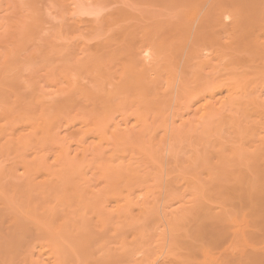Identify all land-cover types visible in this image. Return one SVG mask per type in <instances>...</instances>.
<instances>
[{
  "label": "bare ground",
  "instance_id": "6f19581e",
  "mask_svg": "<svg viewBox=\"0 0 264 264\" xmlns=\"http://www.w3.org/2000/svg\"><path fill=\"white\" fill-rule=\"evenodd\" d=\"M138 1L140 2L141 0H138ZM152 1L156 5L155 11L157 12L148 14L149 12L146 13L144 11L146 13L145 14L143 13V10H141L143 14L139 16L134 15V17H131L134 20L130 18V16H132L133 14H131L130 16H127V13L129 14V12L125 8L123 9L121 6H111V8L108 11H105L101 17H95V18H89V17L79 18L78 17L77 18L73 13L75 7H72L73 5H78V2L76 0H72V2H69V0H61V2L59 1L60 2L59 5L64 4V13L67 14V16L65 17L66 22H63V24H61L60 30L62 28L65 31H67V33H69L70 29L73 26H76L81 22H85L92 29H91L90 34H88L85 38H82L81 40H70L69 36L67 37L64 36L65 38L61 39L62 35L59 37L60 32L58 33V37L61 40L60 41L57 40L59 44L58 43L55 44V45H58L57 48L55 46V48L57 49V51L55 49V53L57 55L56 56L57 60L61 61V63H58V64H61L62 66L61 68H63L62 70H63L64 76L61 82H59L55 90V94L54 96H52L51 102L50 100L48 101V104L51 103L50 107L48 104L46 105V103H45L46 106L42 104L44 106V110H45V107L48 106L46 109L52 107L54 108L55 112H59L64 115L69 114V113L71 114V110H73V118H72L73 120H69L71 124L70 123L68 124L69 125V127H67L68 131L70 129V125L71 127L73 126V129H75V131H77L76 129L77 127H79L78 129H80L79 125H82L83 127L88 125L89 127L87 126V128H83L81 126V128L85 129V133L82 134L83 136L84 134L88 136L90 132L93 130L91 132L92 136L98 135L99 133L110 135V138L115 144L123 143L125 140L127 141V144H129L131 139H142L141 140L142 142L143 139L147 140L146 138H150V135L152 134V132L153 133L155 132L151 137V139L154 138V140H152V143L158 139H161V141L164 140L163 143L167 142V145L169 146L168 150L170 149L172 150V147L174 148V146L181 141L188 140L190 143L191 142L196 143V148H197L196 150H198V152L196 151L197 153L195 152L194 155H192L193 157L190 158V161H191L190 165L192 167L195 166V169L193 168L194 171L196 170L198 172L199 166H202L204 162L205 163L207 162L206 164H208V166L206 165V167L208 168L210 166V170H211L210 171L208 168V174L211 173L212 171L216 172V173L214 172L215 173L214 176L217 174V171H223V172L231 171L232 172V173H229L230 176L232 174V177L227 176L228 179L231 178L232 185L230 183L228 185V181H226L227 183H225L224 178L222 180L221 176L224 173H221L219 175L221 177L220 180H219V176L216 175L218 179L217 181H213L215 183L214 185L215 188L214 186L213 187L210 186L208 188V186L210 185V179L208 180V182L206 181L207 183H209L208 185L203 184V186H205L208 189V191L210 189L211 191L210 196H212L211 197L212 199L214 196H217L218 198L220 196H224V195L226 196V193L230 194L229 192L233 191V189L229 191L230 190L229 188H248V189L264 188V0H152ZM88 2H89L88 3L89 5H99L101 3H106V4L108 3L109 5L111 4L110 0H89ZM85 6L86 5L82 3L78 8L79 11L85 12L86 11ZM138 11L139 13L141 12L140 10ZM18 13H19V10H18ZM121 13L123 15L121 17L122 23L119 24L118 31L116 33L113 34V30H110V33H106L107 29H106V32L102 34L98 31V29L100 28V26L103 25V23L105 24L111 17H113L116 14H121ZM133 13L135 12L133 11ZM16 15H14V18H12L14 20H11V21H14L13 23L18 24L19 21L17 20V23H16L15 19L21 20V16L20 18H15L17 17ZM13 23H9V24H13ZM19 33L21 34V30ZM66 34L63 33V35H66ZM11 36H15V35H11ZM9 38L10 37H8V39ZM11 39H14V38H11ZM69 70L71 72V76L69 73L68 74L66 73ZM109 70L110 72L112 70L111 73H113V71L118 72L119 78L115 79L116 80L115 82L114 80H112L114 83L112 82L111 87L107 89V87H103L106 85H102L101 80L103 81L105 80L101 78H103L104 76L103 74ZM73 71L74 73L72 74ZM81 72H83V74L85 73L88 74V78H86L85 76L83 77L84 79H86V81L84 82L81 80L82 74H81V77H77L75 75V74L79 75ZM1 74L2 73H0V75ZM256 77H258V81L256 80L257 79ZM259 77L262 78V79L260 78L261 81H259L260 80ZM254 78L258 82L257 85L252 83L255 86L250 84L253 81L252 79ZM0 79L2 81V78ZM249 79H251L252 81L251 80L249 82L242 81V80H249ZM107 82H110V81H105L104 83H107ZM160 82L162 83L161 85H159L160 86L159 87L158 84ZM131 90H133L134 92ZM126 91L128 93L129 91L133 92V93H130V95L135 94L134 97L137 100H139L141 104H145L146 106L145 109H147L150 113L154 112L153 116L154 114H156V112L159 111L160 109L159 104H162V105L164 104L163 101H167V100L169 101V99H172L174 96L177 99H179L178 98L179 96L182 99V102L176 103L174 109H173L174 105L173 106L171 104L164 105V107L169 106V109H170V106H172L173 110H168L167 107H165L167 109L163 107L165 109L164 114L165 113L166 114L164 115L161 113V115L167 116L168 112L171 111L169 112V113H172L171 117L175 116V118L173 122L171 123L168 121V119L165 120V121H168L170 125H168V122L167 123L165 122L168 125V126L167 125L165 126L163 122V125L165 127L160 126L162 131L158 126H156L157 128H154V126L156 125V121L158 120V116H155L156 117L155 119L157 120L154 119V121H151L152 115L149 112L148 114H146L145 112L147 111L144 110L143 112L144 114H142L141 117L136 118L133 124L129 125L128 124L129 122H127V125L125 127H121L117 123L112 127L113 129H110L109 127L107 128L108 130L103 129L105 131L104 133V131L101 130L103 128L101 127L102 126L101 123H103L102 121H104L102 118L106 117L105 114L110 112L111 106H112V109H118L117 108L118 106L116 107V104H112V103H116L117 101V104L119 105L118 101H120L123 104L128 103L126 105H130L129 101L124 99L125 97L128 96L126 94ZM229 91L232 94H229L230 93ZM224 92H226L225 94L226 96L223 94ZM222 94H223V97L225 96L224 99L222 98V100H218ZM148 99H150L152 103H149L150 100ZM170 101L167 103L169 104ZM126 105L121 106L120 104V106L124 108ZM162 105H161V110H160L161 112L163 111ZM139 106L142 107L143 105H138V107ZM127 108L129 107L127 106ZM74 110L76 113L74 112ZM199 110L202 112H201V115L199 114L200 118L198 116L197 118L199 119H196V121L191 122V120H188L185 118V115H187L188 117L191 112H197ZM113 111L118 112L120 110L118 111L111 110L110 115L114 114L112 113ZM173 112L175 113V115ZM74 113L76 115L75 117H74ZM107 116H109V113L107 114ZM149 116L151 117L150 119H149ZM176 116L178 117L179 121H177ZM59 119H61V117ZM151 124L152 125L154 124L153 127L151 126ZM256 127L258 128L254 132L253 130L256 129ZM49 128H46V129H48L49 131ZM228 128H230L231 131ZM98 129H100L101 131H97ZM151 129H152V132H151ZM155 129L156 130L158 129L159 131H161V132L157 131V133L159 132L161 134H156ZM226 129H227V132L233 133L234 138L229 137V135H225V137H222L223 131L225 133ZM56 132L57 134L59 133L58 131ZM244 133H246L247 136L249 137H253V136L256 137L255 140L253 139V143L254 141L255 143L254 144L251 143L252 146H250L251 144H249L251 140H248L247 136H246L247 139L246 137H243V135H245ZM155 134L159 136H156ZM248 134H251V135H248ZM83 136L81 137L79 136V139L82 138ZM221 137L223 139L229 137V139L231 140L232 138V140L231 142H229V139H228V145H227L226 143L227 141L225 140L226 141L225 142L223 139H221ZM151 139L149 141H143V143L145 142L144 145H146V143L148 144V142L150 144ZM217 141H218V145H217ZM225 143H226L225 147H228V150H229L230 143L232 144L230 147L231 148L230 155H231V152L234 151L235 148L237 151L232 153L233 154L232 156H230L229 154L225 155L227 152L225 154L221 152L222 153L221 156L223 157L225 155L226 158L220 157V153H219L220 151H218V154H219V155L217 154L219 156L218 158V156H216V153L214 152L218 150L217 146H220L219 149L222 146L221 149H223V145H225ZM245 144H247L249 148L248 147L245 148ZM79 145L82 146L80 143ZM197 145H199L200 148ZM84 147L86 146H83L82 150H79V151L75 149L76 153L73 156V158L75 159L73 158L72 159L75 160L76 163H78L77 161H79V159L77 158H81V157H82L81 160L82 159L85 160L86 158H87L86 160H88L89 158L90 159L92 158V160L100 159L101 154L104 157L103 148L97 147L95 149L91 148V150H89L88 147L86 148ZM216 147L217 149H215ZM240 147H242V149L244 150L246 149V151L243 152V150H241ZM148 148H145L144 151L147 152ZM224 149L227 150V148H224ZM163 150H165L164 147H163ZM89 155L91 156L93 155V156L89 157ZM212 156L217 159L212 161L213 159ZM35 157H38V156H35ZM230 157H232L233 159L232 158L230 159ZM61 158L64 159V157L62 156ZM227 158L229 160H227ZM64 160L66 161V159ZM73 160H70V162H73ZM168 160L172 161V157L170 159L168 157ZM63 161L58 163L59 167L62 165L61 170L66 169L65 165L67 163L64 164L62 163ZM23 162H26V160ZM87 162L89 163L90 161H87ZM79 163H82V162H79ZM83 164L82 165L80 164L81 168L82 166H84ZM102 164L100 166H102ZM29 167H31V165ZM33 167L34 166L32 165L31 168L33 169ZM109 167L108 169H110ZM26 168L28 169V167ZM166 168H169V164H168V167L166 165ZM74 169L70 168V171L71 170L74 171ZM127 169L128 168H126V170ZM64 171L67 173L66 170ZM70 171L67 174L70 175V173H72ZM101 172H102V175L101 174L100 175L101 176L106 175L107 178L105 177V179L107 180H109V178L113 179L115 177V179L113 180L117 181L116 179L119 178L118 176L111 175L113 173L107 174V171L106 173L104 171H101ZM129 172H130V169H129ZM227 172L225 174L229 175L227 174ZM234 172L237 174H235ZM23 173L25 176V171H23L22 174ZM80 173L81 172H79V174ZM198 173H200V171ZM27 174L28 173H26V176ZM58 174H63V173L59 172ZM108 175L114 176V177H109ZM119 175H123V174H119ZM212 175L213 174L211 173L208 176L211 177ZM205 176H206L205 178L208 179L207 175ZM66 177H70V176H66ZM122 177L125 179L124 176ZM223 177H226V176L223 175ZM120 179L118 181H120ZM138 180H140V178ZM221 180L224 183L221 182ZM50 181L51 180H49L48 182L49 184L51 183ZM67 181H68L67 183H70L69 180ZM110 181L112 182V180H109V183H111ZM61 182L59 183L60 187L62 184ZM167 182L168 180L167 181L164 180V185H166ZM113 183L115 182L113 181L111 184L113 185ZM46 184L47 182L45 183V185ZM213 184L211 183V185ZM51 185L50 187L55 186L52 183ZM78 185L80 184L78 183ZM35 186H37L38 188V184H36ZM0 187H2V185ZM111 187H114V186H111ZM163 187H165V189L162 191L161 189ZM163 187L161 189L157 188L158 193L156 194L150 193L152 192L153 189H155L156 191V188H153L152 190L151 188H147L146 196H147L148 189H149L150 194L149 193L148 194L152 195V199L154 200L150 199V196L148 195L149 197L148 196L146 197L147 198L145 199L146 201L141 202V204L143 203V206L141 207L142 208L144 207V208L143 210H139V212L143 211L144 213L138 214L139 216L143 215L145 217L146 213L148 215L150 212H153V210L157 208L159 204L161 203V202H157L159 199H161L160 197L161 195L164 194L165 195L164 198L168 197L169 192L172 191V188L170 189L167 188L168 185L163 186ZM46 188H47V185H46ZM103 188H104V185H103ZM197 188L192 189V191L189 190L190 188H187V190L190 191L189 193H191L189 194L190 196L188 195L189 196L188 200L186 199L185 196H184L185 199L180 198L181 200L180 199L178 200L177 199L179 198V195H178V197L176 196L175 198L177 201V202L175 201V204L173 203V199H172L173 193L172 192H171L172 193L171 196L168 197V198L172 197L171 198L172 200L168 198L165 200L164 198H162L164 199L163 201L168 200L166 202V205L164 203L162 206L164 205L167 206V203H169L168 206L169 208H171V210L167 208V210L170 211L168 213L165 206L163 208L167 212L164 210H161V211H164L166 214L168 213L170 217H168L169 215L166 217H164L163 215V218H165V221H164L165 223L162 224V227H161V224H157V222L156 224H154L155 228L158 226L156 229L158 228L160 229L159 232H158L159 229L155 231H151V230L149 231L145 229L143 232L135 231L136 233L135 232H134L135 234L133 233L134 235L130 237L131 239L129 238V236L131 235L128 234L129 236H127V238H129V241L127 240L125 241V238L123 239L125 242L121 238H120L121 239L120 242L119 241L115 242L112 240V244L114 242L120 243V247H117L119 244H116L115 252H111L110 250H108V251L101 252L100 254H98L99 253L98 251H100L101 248L97 249L98 248L97 247L95 249H92V250H97L96 253H87L86 256H90V254H92L93 257H89V260L88 259L83 260L84 263L88 261L87 263H90V264H116L117 263V261H115L116 258H120V262H123L122 264L124 263L126 264H185V262H188L189 264H264V245H260L261 240H264V239L258 240L263 237L262 234L264 233V231L260 232L259 230L263 228L258 230V227H257L258 222H261L264 216L263 215L261 216V213L259 212L258 215L263 218L257 215L259 217L258 221L255 220L256 221L255 224L257 225L256 226H254L255 224L253 225L255 228H257L258 232L254 230L255 228L252 226V229L254 230L252 234L254 236L253 238L251 236V238L254 240L253 241L254 244L251 243L252 242L251 239L249 240L247 239V241L244 242L245 240L243 241V239L241 238L243 243L246 245H244L243 243L242 245L241 241L240 243L235 242L236 243L235 245H231L232 244L230 243L232 241L230 240L232 239L230 238L232 237L230 236L232 235V233H230L231 229L229 230L227 228L229 225L226 226L225 224L226 222H224V220L221 219L225 217V216L222 217L223 215L222 212L226 210V208L224 210V207L226 206L228 207L227 204L231 202V200L229 201L227 199L228 200L227 201L225 200L226 197H224V199L221 198L223 201L220 198H218L221 202H219V200L216 198L215 200H218V202L214 201V199L213 200L211 199L213 201L212 202L211 200H209V192L207 193L205 197V194H206L205 192L207 191L206 188H203L202 191L199 190L201 189L200 187L199 189ZM115 189L116 190L112 189V191H114L113 193H110L109 191V193L112 194V196L114 194L118 196L119 194V193L117 194L118 188H115ZM253 189L252 191H254ZM2 190L4 189H1V191ZM159 191H161L160 194H159ZM185 191H186V188H185ZM250 191L248 190V193H246L247 195L246 194L243 195L241 192V196H243L241 198L242 199L244 198L245 200V196L249 197L248 194L250 193ZM14 192H15V189H14ZM100 192H103V191H100ZM104 192L105 194H107L106 197L108 198V200L106 198L104 199L105 200L104 203L105 202L109 203L108 201L111 202L112 199L114 200V198L115 199L119 198V197L116 198L115 197L116 195L113 197L110 196L109 193H106L108 191H104ZM192 192H193V196H192ZM245 192H247V190ZM187 193L188 192L186 191L185 194ZM252 194L253 192H251L250 196ZM231 195H233L232 192H231ZM153 196H158V197H153ZM262 196L264 197L263 194ZM262 196H256V197H258V199L259 198L261 199L263 198ZM207 197L208 199L206 200L205 198ZM230 197L233 199L234 196L233 197L230 196ZM202 198H204L207 203L208 202L210 203L209 204L210 206L208 208H205L206 204H202L201 200L204 201V199ZM101 199L103 200V197ZM170 200L171 202H169ZM262 201L264 204V199H261V202ZM10 203L11 202H9V204ZM122 203L114 208L116 210H113V211L111 210V212H109V210L106 209L105 211L110 213V215H106V216H112L111 213H116V215L114 216H117L118 218L121 217V215H123L124 213L123 212L124 209L122 208H125V209L126 207L128 208V206H126L125 203H123L124 205H122ZM173 204L175 205V207L173 206ZM218 204L219 206H217ZM201 205L204 206V208L200 207ZM211 205H214V206H211ZM254 205H257V204H254ZM172 207H174V209ZM199 207L200 209L198 210ZM2 208L0 207V209ZM5 209H8V206L7 208L4 207V209H2L3 210L2 212H5L4 211ZM172 209L175 212H173ZM261 209L264 210L263 208ZM128 210L126 209V211ZM179 210L181 212L182 210L194 211V214L193 212L189 211L190 214L192 213L193 217L191 219L186 218V221L182 222L179 225L177 221L180 219L179 218L180 214L179 216L177 215V213H179L178 212ZM19 211L21 212V210ZM159 211L160 210H158L157 213ZM172 213H175V215L173 214L172 216ZM183 216L185 215L182 214L181 217L183 218ZM188 216H191V215H188ZM226 216H227V213H226ZM99 217L101 219L100 215ZM249 218H251L252 220V217L249 216ZM12 219L10 218L11 221L9 220V222L15 223V220L13 221ZM14 219H16V217H14ZM105 219H108V217H105ZM109 219H112V218H109ZM1 220L2 219H0V221ZM156 220L157 221L161 220V218L158 217V219L156 218ZM113 221L109 220V222H113ZM1 222L0 224H3ZM109 222H107V224ZM262 223H264V220ZM136 225H139V224H136ZM111 230L112 232H114L115 229H111ZM96 231L99 232L98 229ZM96 231H93V232H96ZM235 232H237V230ZM245 235H246L245 233H242L240 236H245ZM245 237L247 238V236ZM248 241H250V243ZM6 242L8 243V241H5L4 243ZM100 242L98 244H100ZM1 244H0V247H2ZM108 244L110 246L112 245L110 243ZM101 246L103 245L100 244V247ZM8 248H10V246ZM201 248H204L203 250L200 251L204 253V254H201L202 256H204L203 257L204 261L201 260V258H198L199 259L198 260L196 258L197 256H195L197 255L196 254L197 251H199V249ZM92 250L91 251L89 250V251L93 252ZM83 251L84 252L82 253L86 252L85 250ZM54 254L55 253L51 255L54 256ZM57 254L58 253H56V255ZM80 254L81 253L79 252V256ZM58 255L60 256V253ZM63 255L64 254H61V256L59 257L60 259L59 262L64 264L66 260L64 262H62L61 260L63 259L62 258ZM55 256H54V259H55ZM196 259L198 260L197 262H196ZM36 260L38 261V259ZM55 260H58V259H55ZM40 262L42 263V261ZM198 262H202V263H198Z\"/></svg>",
  "mask_w": 264,
  "mask_h": 264
},
{
  "label": "rangeland",
  "instance_id": "374dc122",
  "mask_svg": "<svg viewBox=\"0 0 264 264\" xmlns=\"http://www.w3.org/2000/svg\"><path fill=\"white\" fill-rule=\"evenodd\" d=\"M59 1L61 2V0H0V66L3 64L0 67V73L3 74V75L2 74L0 75V78H2V81L0 79V137H1L0 138V186L2 185V187H0V196H1L0 197V207L1 208L3 207L2 209H4V207L7 208V206H8V209L4 210L5 212H2L3 210L0 209V214H1L0 219H2L1 220L2 222L1 221L0 222L3 223V224H0V242L1 243L3 242L2 244L1 243L0 244L2 245V247L6 245L5 246L6 248L3 247V249H2V247H0V264H39V263L40 264H54V263L57 264L60 261L59 257L61 256V254H64L62 256L63 259H61L62 262H64L66 260V262H64V264H66V263L67 264H85L88 261H86L84 263L83 260H86V259L89 260V257H93L92 254H90V256H86L87 253H96V251H97V250H92V249H95L97 247H98L97 249L101 248L100 251H98L99 252L98 254H100L101 252L108 251V250H110L111 252H115V248H116L115 246H116V244H119L117 247H120L119 242L121 239L123 240L125 238V241L126 240L129 241V238L132 237L136 232H139V231L143 232L145 229H147L149 231L150 230L151 231L158 230L159 228L156 229L158 227L157 225H156L157 226L156 228L154 227L155 226L154 224H156V222H157V224H161V227H162V224L165 223L164 222L165 218H163V215H164V217H166L169 215L168 213L170 212L167 210V208H169V206H168L169 203H167L168 207L165 206L166 202L168 200L167 201H163V200L164 199L166 200L169 196H171L172 193H173L172 194L173 198L170 197L168 199L172 198L174 204L176 201L175 198H176V196L178 197V195H179V198H177L178 200L180 198L185 199V197L188 200V197L190 196L189 194H191L189 192L192 191V189L197 188V187H198L197 189H199V187H200L201 189H199V190L202 191L203 188H206L205 186H203V184L208 185L209 183H207V182L209 179H210V185L208 186V188L210 186L213 187L215 185V183L213 181H217V179H218L217 176H219L221 173H224L221 176L222 180L224 178L225 183H227L226 181H228V185H229V183L232 185L231 178L228 179V177H227V176L232 177V174H231V176L229 174V173H232L231 171L230 172L217 171V174H216L217 176L216 175L214 176V174L216 172L212 171L211 173L213 175L211 177H213V176L214 177L211 178L210 176H208L211 173L208 174V168L210 170V166L208 168L206 167V165L208 166V164H206L207 162L206 163L204 162V164L202 166H199L198 172L200 171L201 174L198 173L196 170L194 171L195 166L192 167L190 165V162H191L190 158L193 157L192 155H194V153L196 151L198 152V150H196L197 149L196 143H194V142L193 143L191 142L192 144H194V145H192L188 140L181 141V142L178 141L179 143H177L174 146V148L172 147V150L174 149L173 151L171 149L168 150L169 146L167 145V142L163 143L164 140L161 141V139H158L159 137L156 138L158 140H156L152 143V140H154V138L151 139V137L155 132L153 133L152 129H151L152 134L150 135V138H146L147 140L143 139V141H149L151 139L150 144L148 142V144L146 143V145H144L145 142L144 143H143V141L141 142L142 139H131L129 144H127L126 140L123 142L125 144H123V143L115 144L112 141V139L110 138V135H105L103 133H101V134L99 133L98 135L92 136L91 132L93 130L90 132V134L88 136L86 134H84V136H83L82 134L85 133V129H83V128H87L88 125L84 126V127L82 125H79L81 130L78 129L79 127H77L76 128L77 131H75V129H73V126L71 127V125H70V129L68 131L67 127H69V125H68L70 123L69 120H73L72 119L73 118V110H71V114L69 113V114H65V115L62 113H59V112H55L54 108H52V107L46 109L48 106L45 107V110H44L43 105H45V103L47 105L49 100L51 102L52 96H54L55 90H56L59 82H61V80L64 76L63 70H62L63 68H61L62 67L61 64H58V63H61V61L57 60V57H56L57 55L55 53V49L58 46L55 44H57V43L59 44V42H57V40L60 41L61 39H64L67 36H69L70 40H81L82 38H85L88 34H90L91 29H92L85 22H81L78 25L73 26L70 29L69 33H67V31H65L62 28L60 30L61 24H63V22H66L65 17L67 16V14L64 13V4L59 5L60 4ZM76 1L78 2V5H73L72 7H75L73 13L77 18L78 17L79 18H81V17H89V18L101 17L105 11H108L111 8V6H121L123 9L125 8L129 12V14L127 13V16H130L131 14H133L132 16H130V18L134 17V15L139 16L145 12L146 13L149 12L148 14L153 13V12L154 13L157 12V11H155L156 5L153 3L152 0H147V1L141 0L140 2L138 0H110V3H111L110 5L108 3L107 4L101 3L99 5H89L88 4L89 0H76ZM69 2H72V0H69ZM141 2H143V3H141ZM82 3H84L86 5L85 6L86 8L84 7L86 9L85 12H81L78 9ZM18 10H19V13H18ZM138 10H140V11L143 10V13H142V11L139 13ZM133 11L135 13H133ZM16 14H18V15H16ZM14 15L17 16L15 18H20V16H21V20L15 19L16 23H17V20L19 21L18 24H15V23H13L14 21H11V20H14V19H12V18H14ZM122 16H123L122 13L114 15L105 24L103 23V25L100 26L98 31L102 34V33H105L106 29H107L106 33H110V30H113V34L116 33L118 31L119 24L122 23V21H121ZM128 19H129V17H128ZM132 20H134V19H132ZM9 23H13V24H9ZM11 25H13V26H11ZM20 30H21V34L19 33ZM62 32L64 34H66V33L67 34L63 35ZM58 33H59V37L62 35L61 39L58 37ZM11 35H15V36H11ZM20 35H21V37H20ZM8 37H10V38L8 39ZM11 38H14V39H11ZM55 46H56V48H55ZM56 51H57V49H56ZM111 72H112V70H111ZM111 72H110V70L105 72L103 74L104 75L103 78H101V79H104L105 81H110V82L104 83L105 81L101 80L102 85H106L103 87H107V89L109 87H111V84L113 82L112 80H114V82H115L116 81L115 79L119 78L118 72H115V71H113V73H111ZM66 73L67 74L69 73L71 76L70 70ZM73 73H74V71L72 72V74ZM81 74H82V77H81ZM75 75L77 77H81L82 78L81 80L83 82L86 81V79L83 78L84 76L86 78H88V74L87 73L83 74V72H81L79 74L80 76L78 74H75ZM256 78H257L256 80L258 81V77H256ZM260 78L261 77H259V79ZM261 79L259 81H261ZM250 80L251 79L242 80V81L249 82ZM252 80H251L252 82L250 84H252V83H254L255 85L258 84V82L255 80V78ZM161 83L162 82H160L158 84V86L161 85ZM254 84H252V85L255 86ZM131 91H133V90H131ZM131 91H129V93L126 91L128 98L127 97L124 98V99L129 101L130 105H126L128 103L123 104L120 101H118L119 105L117 104V101H116V103H112V104H116V107L118 106L117 107L118 109H112V106H111L110 107L111 110H117V111L120 110V111H118V112L113 111L112 113H114V114H112L113 115L112 116V115H110L111 114V110H110V112H108L109 116H107L108 113L105 114L106 117H104L105 115L102 116V117H104V118H102L104 121H102L103 123H101L102 124L101 127H103L101 130L107 129L108 127L110 129H113L112 127L117 123L121 127H125L127 125V122H129L128 124L131 125L134 123L136 118H139V117H141L142 114H144L143 113L144 110H146L147 112H145V113L148 114L149 111L147 109H145V107H146L145 104H141L139 102V100H137L134 97L135 94L130 95V93L134 92V91L133 92H131ZM158 91H160V90H158ZM223 94L225 95L226 92H224ZM223 94L220 96V98L218 100H222V98L224 99V97L226 95L223 97ZM229 94H232V93L230 92ZM120 96H122V95H120ZM130 96L131 97L133 96V97L131 98ZM122 97H124V96H122ZM174 97L172 99H169V101L171 100L173 103L175 102L174 104L171 101L168 104L167 103V102H169L168 100L163 101L164 102L163 105L159 104V106H160L159 111L161 110V105H162V109H163L162 112L158 111L159 113L156 112V114H154V116H153L154 112H151V113L149 112L152 115L151 121H154V119L156 118L155 116H158V120L155 119L157 121H156V125L154 126V128H157L156 126H158L159 128H160V126L161 127L164 126L163 122H164L165 126L167 125L166 123L168 121L170 123L173 122L175 116L171 117L172 113H169L171 111L168 112V110H173L175 108L176 103L182 102V99L179 96H178L179 99H177L176 97L174 98ZM133 98H135L136 100ZM148 100H150V99H148ZM134 101H135V103H134ZM122 102H124V101H122ZM149 103H152L151 100ZM120 104H121V106L126 105L125 108L121 107ZM170 104L172 106L174 105L173 109H172V106H170V109H169V106H165L168 108V110H167L168 115L164 116L166 114V113L164 114V110L167 109L164 107V105H170ZM48 105L50 107L51 103ZM138 105H143V106L138 107ZM127 106L129 108H127ZM122 111H124V112H122ZM74 112H75V110H74ZM201 112L202 111H200V110L197 112H191L188 116L190 118H188L187 115H185V118L188 120H191V122L196 121V119L200 118ZM58 113H59V115H58ZM75 113H74V117L76 116ZM161 113L164 115L162 116ZM174 115H175V113H174ZM150 116H149V119L151 118ZM160 116H161V118H160ZM168 116H170V117H168ZM198 116H199V118H197ZM60 117H61V119H59ZM68 118H70V119H68ZM58 119L61 121H59ZM167 119H168V121H165ZM176 119H177V121H179L178 117ZM169 122H168V125H170ZM48 123H50V124H48ZM72 123H73V121H72ZM153 123H155V122H153ZM44 125H45V127H44ZM153 125L151 124L152 127H153ZM81 126L83 128H81ZM46 128H49V131ZM57 128H58V130H57ZM257 128L258 127H256V129H254L253 131L255 132L257 130ZM71 129L73 132L71 131ZM158 129L157 130L155 129L156 134H161L159 132H161L162 129L160 128L161 131H159L160 129L159 130ZM228 129L231 131L230 128H228ZM87 130H89V129H87ZM101 130L98 129L97 131H101ZM56 131L59 132L58 133L59 135L57 134ZM95 131H96V129H95ZM157 131H159V132L157 133ZM163 131H164V129H163ZM224 131H225V129H224ZM224 131H223L222 137H225V135H229V137L234 138L232 132L229 133V132H227V129H226V132L229 134H227L226 132H225L226 133L225 134ZM104 133H105V131H104ZM244 134L245 135H243V137H246L247 134L246 133H244ZM248 135H251V134H248ZM79 136L80 137L83 136V137L79 139ZM85 136H87V137H85ZM156 136H159V135H156ZM222 137H221V139H223ZM229 137L223 139L224 141L225 140L227 141V142L225 141L227 143V145H228ZM247 137H248V140H251L249 144L253 143V139L254 140L256 139L255 136H253V137L247 136ZM247 137H246V139H247ZM84 138H85V140H84ZM232 138H231V140H232ZM77 140L79 141V143L82 146L79 145ZM231 140L229 139V142H231ZM81 142H83V143H81ZM226 143H225V145H223V149H221L222 148V146H221V148H220L221 150H220L219 149L220 146H217L218 145V141H217L216 146L218 147V150L217 151L215 150L216 152H214V153H216V156L219 155L218 151H220L219 152L220 157H222L221 156L222 153L225 154L226 152L227 153L225 155H227V154L230 155V149H231L230 147L232 144L230 143L229 150H228V147H225ZM254 143H255V141H254ZM246 145L247 144H245V148H247V147L249 148V146L248 145L246 146ZM83 146L88 147L89 150H91V148L95 149L97 147L103 148L104 149V151H103L104 157L101 154L100 159L92 160V158L90 159L89 157H92L93 155L92 156L89 155V157L87 156L89 158L88 160H86L87 159L86 157H85L86 158L85 160L84 159L81 160V158H82L81 157V158H77V159H79V161H77L78 163H76L75 160H73V159H75V158H73V156L75 155L76 150L77 151L82 150ZM197 146L199 147V145H197ZM250 146H252V144ZM86 147H84V148H86ZM143 147L148 148V151L145 152L144 151L145 148H143ZM163 147L165 150H163ZM217 147L215 149H217ZM242 147H244V146H242ZM242 147H240L241 150H243V152H245L246 149L244 150V149H242ZM224 148H227V150H225ZM213 150H214V148H213ZM170 151H172V152H170ZM236 151L237 150L235 148L234 151L231 152L230 156H232L233 155L232 153H234ZM225 155L222 158H226ZM35 156H38V157H35ZM61 156L64 157V159H66V161L63 158H61ZM167 156L169 157V159L172 157V161L168 160ZM65 157H67V158H65ZM97 157H99V156H97ZM34 158H35V160H34ZM56 158H58L60 161ZM212 158H213L212 161L217 159L213 156H212ZM218 158H219V156H218ZM231 158L232 157H230V159ZM61 159H63L64 161ZM69 159L73 160V162H70ZM25 160H26V162H23ZM227 160H229V159L227 158ZM61 161H63L62 163H64V164L67 163L65 165L66 169H64L66 171L69 169L67 171V173L70 171V168L71 169L75 168L74 171L73 170L70 171V172H72V173L74 172V173L73 174L70 173V175H69L64 170H61L62 169L61 168L62 163L60 164L61 165L60 167L58 164ZM67 161H69V162H67ZM87 161H90V162L88 163ZM188 161H189V163H188ZM79 162H82V163H79ZM24 163H25V165H24ZM83 163H85L86 165ZM68 164H69V166H68ZM80 164L81 165L83 164L84 166H82V168H81ZM101 164H102V166H100ZM168 164H169V168H166V165L168 167ZM28 165L29 166L31 165V167L33 165L34 166L33 169L31 167H29ZM72 166H73V168H72ZM109 166H111V167H109ZM26 167H28L29 170ZM63 167H64V165H63ZM108 167L110 169H108ZM126 168H128V169L126 170ZM129 169H130V172H129ZM23 171H25V176H24V173L22 174ZM101 171H104L105 173L107 171V174L113 173L111 175L118 176L119 178L116 179L117 181L122 176H124L125 179L122 177L120 179V181L117 182V181L113 180V179H115L114 176L108 175L109 177H114L113 179L109 178V180H112V182L113 181L115 182L112 185L111 181H110L111 183H109V180L105 179L106 175L101 176L102 175ZM59 172L63 173V174H58ZM79 172H81L80 174H82V175H80ZM226 172L229 175H226L225 174ZM26 173H28L27 176H26ZM119 174H123V175H119ZM136 174H138V175H136ZM235 174H237V173H235ZM29 175H30V177H29ZM205 175H207L208 179L205 178L206 177ZM223 175H225L226 177H223ZM51 176H52V178L54 177L53 178L54 180L51 178ZM57 176H59V177H57ZM66 176H70V177H66ZM139 176H141V177H139ZM238 176H239V174H238ZM138 177L140 178V180H138L139 179ZM221 177L219 176V180L221 179ZM70 178H72V179H70ZM79 178H81V179H79ZM55 179H56V181H55ZM60 179H61V181L62 180L63 181L61 182ZM122 179H124V180H122ZM49 180H51L50 182L53 185H55L54 186L55 188L50 187L51 183L50 184L48 183ZM67 180H69L70 183H67L68 182ZM70 180H72V181H70ZM164 180H166V181L168 180L167 184L166 183L165 184L168 185L167 188H169V189L172 188V191L170 190L172 193L169 192V195L167 198H164V196H165L164 194L161 195L160 196L161 199L164 198L162 200L159 199L161 201L155 200L157 202H161L160 203L161 205L159 204V206H158L160 209L157 207L158 210H160L158 212L160 215L157 213V211H158L157 208H155L153 210V212H150L148 214L149 216L147 215V213H146L145 217L143 215L139 216L138 214L144 213L143 211L139 212V210H143V208H144V207L143 208L141 207V206H143V203L141 204V202H145L146 201L145 199H147L146 197L150 193L151 194L152 193H155V194L158 193L157 188L161 189L163 186H166V185H164ZM222 180H221V182H223ZM30 181H31V183H30ZM54 181H55V183H54ZM140 181H142V182H140ZM204 181H205V183H204ZM46 182H47V184H46L47 188L45 185ZM60 182L62 183L61 184L62 188L59 185ZM81 182H83L85 184H83ZM78 183L80 185H78ZM88 183H90L91 185ZM211 183L212 184L214 183V184L211 185ZM5 184H6V186H5ZM36 184H38V188H37V186H35ZM161 184H163V185H161ZM77 185L79 186V188ZM103 185H104V188H103ZM31 186H32V188H31ZM111 186H114V187H111ZM144 187H146V188H144ZM30 188H31V190H30ZM111 188L113 190H116L115 188H118L117 189V191H118L117 194L119 193L118 196L116 194H114L113 196L116 195L115 197L116 198L119 197V198L118 199L114 198V200L112 199L111 202L108 201L109 203H107V202L104 203L105 198L108 200V198L106 197L107 194H105L104 191H108L106 193H109V191H110V193H113L114 191H112ZM147 188H151V190L153 188H156V191H155V189H153L152 192L149 193V189H148L149 194L147 193V196H146ZM173 188L176 191H174ZM182 188H184V189H182ZM185 188H186V191L188 192L187 194H185V192H186ZM187 188H190L189 189L190 191H188ZM214 188H215V186H214ZM1 189H4V190L1 191ZM14 189H15V192H14ZM164 189H165V187H163L161 190L163 191ZM206 189H205V191H206ZM229 189H230L229 191H231V189H233V191H231L233 195H231V192L227 191L230 194L226 193V196L224 195V196H220L218 198L224 199V197H226L225 200H227V199L229 201L231 200V202H229L227 204L228 207L227 206L224 207V210H225V208H226V210L225 211L223 210L224 212H222L223 213L222 217H224V216L225 217L221 218L224 220V222H226L225 223L226 226L229 225L227 228L229 230L231 229L230 233H232V235H230V236H232V237H230V238H232V239H230V240H232V241L230 243H232L231 245H235L236 243H240V241H241V244H242L244 240H245L244 242H246L247 239L248 240L251 239L252 240L251 243L254 244V242H253L254 240L252 239L254 235L252 233L254 230L257 231V228L254 227L257 225V224H255L256 223L255 220L258 221L259 217H261L262 215L264 216V212H263L264 210L261 209V208L264 209L263 201L261 202V199H264V197L262 196V194L264 195V193H263L264 188H259V189L258 188H254V189L250 188L251 191L248 188H229ZM252 189L254 191H252ZM44 190H45V192H44ZM196 190H194V191H196ZM246 190H247V192H245ZM248 190L250 191V193L248 194L249 197L245 196V200H244V198L242 199L241 197H243V196H241V192L243 195H245L246 193H248ZM39 191H40V193H39ZM100 191H103V192H100ZM153 191H155V192H153ZM208 192H209V200H211L212 196H210V192H211L210 189H209V191L207 189V191L205 192L206 193L205 197H206ZM251 192H253V194L250 196ZM160 193H161V191H159V194ZM174 193H175V195H174ZM197 193H198V191H197ZM260 193H261V195H260ZM227 194L232 196V197L234 196L233 199L230 196H228ZM239 194H240V196H239ZM110 196H112V194H110ZM149 196H150V199H152V195H149ZM158 196H153V197H158ZM192 196H193V192H192ZM256 196H262L263 198L258 199V197H256ZM102 197H103V200L101 199ZM60 198H61V200H60ZM215 198L218 199L217 196H214L213 199H214V201L218 202L219 199L215 200ZM202 199H204V198H202ZM205 199L207 200L208 197ZM205 199H204V201H205ZM6 200H8V201H6ZM117 200H119V201H117ZM152 200H154V199H152ZM171 200L169 202H171ZM253 200H254V202H253ZM182 201H184V200H182ZM204 201L201 200L202 204H206L207 207L205 206V208H208L210 206L209 205L210 203L209 202L207 203L206 201H205L206 202L205 203ZM9 202H11V203L9 204ZM122 202L125 203L126 206H128V208L126 207V209L127 210L129 209L128 211H126L125 208H122V209H124L123 212L125 214L123 213V215H121V217H119V218L117 216H114V215H116V213H111L112 216H106V215H110L109 212H111V210L112 211L116 210L114 208L116 206H118L119 204H121ZM217 202H216V204H217ZM219 202H221V201L219 200ZM123 203H122V205H124ZM164 203H165L164 206H165L166 210L168 211L167 214L164 212V211H166L163 208L164 206H162ZM174 204H173V206L175 207ZM211 204H213V203H211ZM219 204H221V203H219ZM219 204L217 206H219ZM224 204H225V202H224ZM254 204H257V205H254ZM101 205H103V206H101ZM157 205H158V203H157ZM129 206H131V207H129ZM211 206H214V205H211ZM255 206H256V208H255ZM174 207H172V208L174 209ZM200 207L204 208V206H202V205ZM200 207L198 208V210L200 209ZM101 208H102V210H101ZM176 208H177V206H176ZM106 209L109 210V212L105 211ZM169 209L171 210V208H169ZM173 209H172V211H173ZM19 210H21V212ZM155 210H157V211H155ZM161 210H164V211H161ZM198 210H196V211H198ZM7 211H8V213H7ZM189 211L193 212V214H194V211H191V210H182V212L179 210L178 211L179 213L176 212L178 216L180 214V217H179L180 219L177 220L179 225L182 222L186 221V218L191 219L193 217L192 213L190 214ZM173 212H175V211H173ZM259 212L261 213V216L258 215ZM226 213H227V216H226ZM2 214H3V216H2ZM173 214L175 215V213H172V216H173ZM182 214L185 215V216H183V218L181 217ZM99 215L101 216V219H100ZM102 215H104V216H102ZM188 215H191V216H188ZM254 215H256V216L258 215L259 217L258 216L256 217ZM1 216H2V218H1ZM7 216H8V218H7ZM249 216L252 217V220H251V218H249ZM12 217H13V219H12ZM14 217H16V219H14ZM105 217H108V219L112 218L109 220L110 221L114 220V221L109 222V220L105 219ZM158 217L161 218V220L157 221L156 218L158 219ZM168 217H170V215ZM10 218L13 221L15 220L16 224L9 222ZM114 218H116V219H114ZM261 218H263V217H261ZM141 219H142V221H141ZM263 220H264V218L261 220V222H258V226H257L258 230L261 228L264 229V226H263L264 223H262ZM5 221H7V222H5ZM107 222H109V223L107 224ZM227 223H229V224H227ZM259 223H261L262 225ZM136 224H139V225H136ZM252 226L255 228L254 230L252 229ZM239 227H240V229H239ZM97 229L99 232L96 231ZM111 229H115L114 232H112ZM263 229H261L259 231L263 232L264 231ZM236 230L238 233L235 232ZM239 230H240V232H239ZM93 231H96V232H93ZM159 231H160V229L158 230V232ZM247 231H249V232H247ZM240 233L241 234L245 233L246 234L245 236H247V238L245 236H240L241 235ZM93 234H95V235H93ZM128 234H130L131 236H129ZM263 234H262L263 237L258 239V240L264 239ZM127 236H129V238H127ZM248 236H249V238H248ZM251 236H252V238H251ZM7 238H8V240H7ZM241 238L243 239V241L241 240ZM4 240L8 241L9 244L7 242L4 243L5 242ZM96 240L99 242L101 241L100 244L103 246L100 247V244H98L99 242H97ZM112 240L115 242L116 241H119V242H117V243L114 242L112 244ZM250 241H248V242L250 243ZM104 243H106L107 245ZM108 243L112 244L114 248L112 247V245L110 246ZM8 245L10 246V248H8L9 247ZM244 245H246V244H244ZM248 245H250V244H248ZM260 245H264V240H261ZM74 248L75 249L78 248V249L75 250ZM203 249L204 248H201V249H199V251H197V253H196L197 255H195V256H197L196 257L197 259L198 258H201V260L204 259L203 258L204 256L201 255L204 253L200 252ZM83 250H85L86 252L82 253V252H84ZM89 250L90 251L92 250L93 252H90ZM53 251H55V252H53ZM77 251H78V253H77ZM79 252L81 253L80 256H79ZM203 252H205V251H203ZM53 253H55L54 256L56 255V253H58V254L60 253V256L58 254H57L58 256L56 255L57 257L55 256V259H58V260H55L54 256L51 255ZM82 255H84V256H82ZM36 259H38V261ZM197 259H196V262L199 260V259L198 260ZM40 261H42V263ZM115 261H117L116 264H122L123 263V262H120V258H116ZM202 262H198V263H202ZM58 264H63V263L59 262ZM87 264H90V263H87ZM124 264H126V263H124ZM185 264H189V263L185 262Z\"/></svg>",
  "mask_w": 264,
  "mask_h": 264
}]
</instances>
